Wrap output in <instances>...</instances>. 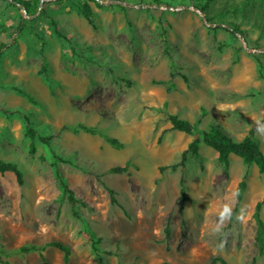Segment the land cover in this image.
Segmentation results:
<instances>
[{
  "label": "rangeland",
  "instance_id": "rangeland-1",
  "mask_svg": "<svg viewBox=\"0 0 264 264\" xmlns=\"http://www.w3.org/2000/svg\"><path fill=\"white\" fill-rule=\"evenodd\" d=\"M24 1L27 9L19 1L0 0V42L10 44L0 55V157L20 166L23 181L0 174V260L64 264L63 253L46 245L59 239L70 247L66 264H209L213 256L225 264H264V229L258 242L253 217L264 196V172L241 160H230L224 171L206 145L172 170L194 136L170 130L164 114L168 110L197 128L220 124L234 139L253 128L264 153V133L256 128V121L264 122V81L255 60L264 74V3ZM84 1L92 24L82 14ZM204 4L212 23L200 11ZM51 19L65 38L54 33ZM227 22L243 35L229 32ZM15 110L29 113L33 126L52 135L49 147L36 140L29 152L25 121ZM54 162L74 204L58 185ZM125 165L126 172L109 170ZM244 173L245 189L236 201L232 193ZM225 203L232 205L233 217L213 234ZM242 207L244 223L236 220ZM73 211L110 253H92ZM259 213L264 227V205ZM23 244L45 246L12 252Z\"/></svg>",
  "mask_w": 264,
  "mask_h": 264
},
{
  "label": "trees",
  "instance_id": "trees-1",
  "mask_svg": "<svg viewBox=\"0 0 264 264\" xmlns=\"http://www.w3.org/2000/svg\"><path fill=\"white\" fill-rule=\"evenodd\" d=\"M19 1L25 9L28 8V1L24 0H15ZM94 1V0H93ZM262 3H264V0H261ZM13 3H15L13 1ZM97 6H99V3H97ZM207 4L200 6V11L203 13L205 20L207 22H211L210 16L206 14ZM81 11L84 17L87 19V21L92 24V9L88 2L84 1L81 3ZM50 24L53 27L54 33L57 36H60L62 38H65L63 34H61L57 28H56V22L54 20H50ZM227 29L229 32L234 34L243 35L242 30L238 28V25L232 22H227ZM8 43L0 42V55L2 51L8 47ZM256 60V69L258 76L264 81V74H263V67L261 61L255 57ZM174 75V73H172ZM16 92L21 94L22 96L26 97L27 100L35 105H38V101L34 99L28 92L23 90L22 88H13ZM14 112L19 113L23 116V119L25 121V135L30 139L29 143V152L33 153L35 151V141L39 140L41 143H43L45 146L49 147V141L52 138V135L49 134H42L37 127L33 126V123L31 121V115L27 112H22L19 110H15ZM166 119L170 122V130H176L181 131L187 135L194 136L186 145V147L180 152V159L177 163H174L170 165V168L172 170L176 169L178 166H183L185 161L188 159L189 156H196L198 155L199 145L200 143L205 144L206 146L212 148L216 152L217 161L219 164L223 167V170L226 171L229 165V154H235L238 156L242 163L246 166L254 164L258 171L260 173L264 172V153L262 152L260 148L259 141L257 137L255 136L254 129L250 128L247 133L239 140L234 139L231 135H229L225 129L215 123L209 124L206 128H197L195 125L188 120L184 118L178 117L177 114L171 113L168 110L164 111ZM78 128H80L83 131L94 133V128L90 126H86L84 124H78ZM62 129H65L63 127ZM102 137H104L105 141L109 143L111 146L115 148H121L122 143L118 141L114 137H110L104 134H101ZM55 159H60L58 156H55ZM55 169V174L58 179V185L60 186L62 192L67 196V199L74 204L75 197L73 191L68 187L66 184L64 178L62 177L60 171L58 170V167L56 163L54 162L52 164ZM166 166H160L159 169L162 171L165 169ZM110 172L113 173H122L127 171V166H114L111 167ZM13 173L15 175L16 181L18 184H22V169L20 166L12 161H8L5 159H2L0 157V174L4 173ZM245 173L243 177L238 181L236 193H238V196L235 198L236 201H239L242 196V192L245 189V179H244ZM107 191L111 195V201L115 202L113 198V190L111 188H107ZM181 192V198H184V187L182 186L180 188ZM264 205V196L262 200H259L254 205V212L253 217L256 221L257 225V233H256V240L258 242H261V237L263 234V222L260 218V208ZM181 208V206H180ZM73 215L77 216L76 212L73 211ZM82 223L83 230L88 235L90 240V248L92 253L100 258V254L104 251L99 247V243L101 238L96 237L94 231L88 226L87 222L81 217L77 216ZM165 235H169V225L168 221L165 226ZM46 245H50L52 247L57 248L63 253V263L66 264L70 255V247L62 242L59 239H53L49 241ZM45 245H36V244H23L17 248H15L12 252L14 253H31V252H40L44 249ZM104 253H110L109 251H105ZM1 264H7L6 261L0 260ZM225 264V261L220 256H213L210 259L209 264H217V263ZM100 264H105L101 263ZM128 264H136V263H128ZM158 264H171L168 261H162Z\"/></svg>",
  "mask_w": 264,
  "mask_h": 264
},
{
  "label": "clouds",
  "instance_id": "clouds-1",
  "mask_svg": "<svg viewBox=\"0 0 264 264\" xmlns=\"http://www.w3.org/2000/svg\"><path fill=\"white\" fill-rule=\"evenodd\" d=\"M256 128H257V132L264 133V122L256 121ZM237 196H238V193L236 192L232 193L233 199H235ZM232 217H233L232 205L230 203L223 204L221 210L218 213V221L211 229L212 233L213 234L221 233L225 221H230ZM245 219H246V209L242 207L240 212L236 214V220L240 223H244ZM225 244H226V236L223 240H221L218 247L220 249H223Z\"/></svg>",
  "mask_w": 264,
  "mask_h": 264
},
{
  "label": "crops",
  "instance_id": "crops-1",
  "mask_svg": "<svg viewBox=\"0 0 264 264\" xmlns=\"http://www.w3.org/2000/svg\"><path fill=\"white\" fill-rule=\"evenodd\" d=\"M178 117H179V116H178ZM184 119H185V118H184ZM186 120H187V119H186ZM189 122H190V121H189ZM191 123H192V122H191ZM215 124H216V123H215ZM219 125H220V124H219ZM221 126H222V125H221ZM222 127H223V126H222ZM205 128H206V127H205ZM223 128H224V127H223ZM224 129H225V128H224ZM225 131H226V130H225ZM180 132H181V131H180ZM226 132H227V131H226ZM227 133H228V132H227ZM246 133H247V132H246ZM246 133H245V134H246ZM184 134H185V133H184ZM228 134H229V133H228ZM245 134H244V135H245ZM229 135H231V134H229ZM244 135H243V136H244ZM243 136H242V137H243ZM242 137H241V138H242ZM241 138H240V139H241ZM191 139H192V138H191ZM191 139H190V140H191ZM190 140H189V141H190ZM236 140H239V139H236ZM189 141H188V142H189ZM188 142H187V143H188ZM186 145H187V144H186ZM202 145H205V144L200 143V145H199V150H200L201 147H205V146H202ZM207 148L210 149V150H212L213 153H214L215 155H217L216 152H215L212 148H210V147H207ZM199 150H198V152H199ZM216 159H217V157H216ZM230 160H236L237 162L240 163V160H241V159H240L238 156H236L235 154H232V153H231V154H229V161H230ZM240 164H241V163H240Z\"/></svg>",
  "mask_w": 264,
  "mask_h": 264
},
{
  "label": "bare ground",
  "instance_id": "bare-ground-1",
  "mask_svg": "<svg viewBox=\"0 0 264 264\" xmlns=\"http://www.w3.org/2000/svg\"><path fill=\"white\" fill-rule=\"evenodd\" d=\"M126 149V148H125ZM128 149V148H127ZM131 152V151H130ZM113 159V156L110 153H107L106 160L111 161Z\"/></svg>",
  "mask_w": 264,
  "mask_h": 264
}]
</instances>
